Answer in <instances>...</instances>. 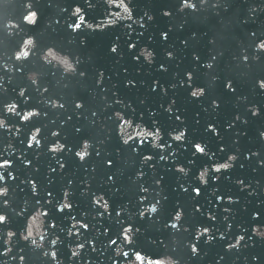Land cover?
Here are the masks:
<instances>
[{
  "label": "water",
  "instance_id": "1",
  "mask_svg": "<svg viewBox=\"0 0 264 264\" xmlns=\"http://www.w3.org/2000/svg\"><path fill=\"white\" fill-rule=\"evenodd\" d=\"M189 2L195 11H181L182 0H0V162L11 163L0 168L8 189L0 264H141L137 252L143 264H264V0ZM30 12L35 23L24 20ZM189 83L206 94L192 98ZM28 112L39 115L23 121ZM195 142L205 155L194 154ZM76 151L90 155L80 161ZM224 163L228 170L214 171ZM66 203L70 210H56Z\"/></svg>",
  "mask_w": 264,
  "mask_h": 264
},
{
  "label": "snow or ice",
  "instance_id": "2",
  "mask_svg": "<svg viewBox=\"0 0 264 264\" xmlns=\"http://www.w3.org/2000/svg\"><path fill=\"white\" fill-rule=\"evenodd\" d=\"M205 3H208V0H200V4H201V5H204ZM121 5H123V0H121ZM218 5L221 6V7L223 6L222 3H221V0H216V2L212 5V7H217ZM185 7H186V8H190V9H192L193 11H195L196 8H197V5H196L195 3H190L189 0H182V8H181V11H183V9H184ZM225 10L227 11V9H225ZM125 11H127V9H125ZM80 12H81V9H80V8H76V9L74 10V12H73V15H77V16H78ZM163 15H164L165 17H167V16H170L171 13H170L169 11H164V12H163ZM36 16H37V14H36L35 12H30L28 15H26V16L24 17V20H25L26 23H35ZM83 19H84L83 17H80L81 23L83 22ZM81 23H72V24H69L68 27L71 28L73 31H76V30H78V29L81 28ZM252 35L255 36V33H253ZM161 38H162V40L167 41V40L169 39V32H168V31H163V32L161 33ZM26 43H29V44H30V43H32V41H27ZM184 43L187 44V41H185ZM129 47H130V48H134L135 45L130 44ZM258 48H259L260 50L264 51V40H261V41H260V43H259V45H258ZM110 51H111L112 53H116V52H117V48H116L115 46H113V47L110 49ZM28 55H29L28 52H24V53H23V56H24V57H28ZM149 55H150V54H149ZM167 57H168V59H173V58H174V57H173V53H172L171 51H168V52H167ZM16 58H17V59H20V56H17ZM137 59H139V57H137ZM211 59L214 61V60L216 59V57L213 56V57H211ZM244 59L247 60V56H245ZM195 60H196L197 63H199V62H200V57H199V56L195 57ZM206 67H207L208 69H212V68H213V64H212V63H209V64L206 65ZM161 68L163 69L164 66L161 65ZM80 75H81V76H84L85 73H84V72H80ZM186 80H187V81H192V80H193V73H192V72H188V73H187ZM33 83H35V80H33ZM130 83H131V82H130ZM132 86L134 87L135 84L132 83ZM224 86H225L226 89L230 90V91L233 92V93L236 91V88L234 87V85H233L231 82H227V81H226ZM259 87H260L261 89H264V80H262V81L260 82ZM188 88H189V91H190V96H191L192 98L196 99V100H199L202 96H204V95L206 94V89H205L203 86L197 85L195 88H193V85H192L191 83H189V84H188ZM45 91H47V89H45ZM152 91H153V92L156 91V87H155V86H153ZM20 95L23 96V95H24V92L21 91V92H20ZM211 104H212L214 110L220 108V104L217 103L216 99H213V100L211 101ZM17 107H18V105H16V104L7 105V110H8L9 112H15V109H16ZM59 107H60V108H63L64 105H63V104H60ZM75 107H76V109H81V108L83 107V105H82L81 103H76V104H75ZM169 111H170V110H169ZM38 115H39L38 112H28L26 115L23 116L22 119H23V121H28V120L30 119V117H32V116H38ZM92 115L95 116L96 113L93 112ZM252 115H257V113H256V112H252ZM68 119L71 120V116H69ZM175 119H176V120H180V116H179V114H177V115L175 116ZM239 119H240L239 116H236V117H235V120L238 121ZM4 123H5L4 120H0V128H3V127H4ZM234 127H235V125H234V123H232V122H229L228 125H227V128H228V129H232V128H234ZM39 131H40V129L37 128V129H36V133L39 134ZM75 131H76L77 133H79V132L81 131V129L77 127V128L75 129ZM159 131H160V130L157 129V133H159ZM206 131L211 132V133H213V134L216 135V136H219V134H220V133H219V130H218V129L216 128V126L213 125V124H209V125L206 127ZM52 135H53V136H58L59 133H57V132H53ZM185 135H186V133L181 132L179 135L174 136L173 139H174L175 141H177V142H180V141L182 140V138H183ZM260 135H261L262 138H264V132H261ZM31 139H32L33 141H35V144H36V145H40L41 141H40L39 139H37L36 135H33V136L31 137ZM124 143H125V144H128V140H125ZM32 146H33L32 143H29V144H28V147H29V148H31ZM88 147H89L88 143H87V142H84V144H83V148L86 150ZM192 147H193L194 150H195L194 154H195V153H199L200 155H205V153H206V149H205L204 146L201 145V143H199V142H195V143H193ZM133 150L135 151V148H133ZM219 150H220L221 152L224 151V149H223L222 147H221ZM49 151H56V148H49ZM68 151H72V149L69 148ZM74 155H75L80 161H84V160H85V157H86L87 155H90V154H89L87 151H76V152L74 153ZM96 155H97V156L100 155L99 151L96 152ZM151 159H152L151 156H144V160H145V161H151ZM160 159L163 160V159H164V156H160ZM234 159H235L234 156H230V157H229V160H234ZM107 163H108V166H109V167L112 166V161H111V160H109ZM64 166H65V165H64L63 163H60V167H61V168H64ZM229 167H230V165H229L228 163H224V164L220 165L219 168L214 169V171H216V172H220L222 169L226 171V170L229 169ZM0 168H11V163H10L9 161H7V160H4L3 162H0ZM52 171L55 172L56 169L53 168ZM178 171L183 172L184 169H183V168H180V169H178ZM7 175H8V177H10V178H12V179H15V176H14L11 172H8ZM108 179L111 180L112 177L109 176ZM201 179H203V176H201ZM3 181H5V174L2 173V172H0V182H3ZM157 183H159V180H157ZM241 183H243V182H241ZM31 184H32V192L35 194L36 191H37V189H36V184H35L34 181H32ZM142 191H147V189H142ZM183 191L188 192V189H187V188H184ZM7 192H8V189H7L6 187L0 186V197H6ZM192 192L194 193V195L199 196V195L201 194V189L198 188V187H197V188H193V189H192ZM51 195H52V193H51V192H48V196H51ZM64 195L67 196L68 194L65 193ZM101 199H102V198H101ZM223 199H224V198H223L222 196H221V197H218V200H223ZM37 202H39V201H37ZM142 202H143V201H142ZM2 203H3V205L6 207L7 204H8L7 199H4V200L2 201ZM157 203H159V201H157ZM103 206H104L105 210H107V207H108L107 202H105V204H104ZM71 207H72L71 204H67V203H66V204H64L62 207L57 208L56 210H57V211H60V212H63L65 209H69V210H70ZM157 211H158V209H157L155 206H153V207L151 208V212H152V213H156ZM196 211H199V209L197 208ZM45 215H47V213H45ZM116 215L119 216L120 213L117 212ZM144 215H145V214H144L143 212L140 213L141 218H143ZM6 219H7V217H6L5 215L0 214V224H4L5 221H6ZM174 219H175V220H180V219H181V213H180L179 211L176 212V214H175V216H174ZM55 226H56L55 224L51 225V227H53V228H55ZM81 226H82L84 229H87V227H88L87 224H83V225H81ZM168 226L171 227V228H177V227H178V225H177L176 223H172V224H170V225H168ZM132 231H133V229H132L131 227L124 229V232L126 233L125 236H124V239H125V240H128L129 242H131V238L127 235V233H131ZM136 231H139V229H136ZM207 232H208V229L205 228V229H204V233L206 234ZM8 235L11 237V236H13V235H15V234L12 233V232H9ZM29 235H30V233H29ZM221 238L223 239V237H221ZM25 239H28V237H25ZM243 239H244V237H242V236L239 237L238 240H237V244L239 243V241H241V240H243ZM32 243L35 244V241L33 240ZM52 243L55 244L56 242H55V241H52ZM112 243H115V241H112ZM80 247H83V245H80ZM233 247H236V245H235V244H230V245H229V249H231V248H233ZM191 251H192V253L196 254V253H198V248H197L195 245H193L192 248H191ZM45 255H47V253H45ZM72 255L75 256L76 253L73 252ZM52 256H53V258L55 259L56 254H55V253H52ZM125 256H127V253H125ZM135 259H136L137 261H140L141 264H143L144 257H143L139 252L136 253ZM221 259H223V257H221ZM21 260H23V257H21ZM149 264H161V262H160V261H155V262H153V261L149 260Z\"/></svg>",
  "mask_w": 264,
  "mask_h": 264
}]
</instances>
